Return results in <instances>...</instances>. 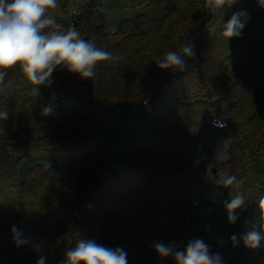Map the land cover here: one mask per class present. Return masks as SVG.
<instances>
[{
    "label": "trees",
    "instance_id": "1",
    "mask_svg": "<svg viewBox=\"0 0 264 264\" xmlns=\"http://www.w3.org/2000/svg\"><path fill=\"white\" fill-rule=\"evenodd\" d=\"M117 1L148 12L110 31L102 0H90L73 24L119 57L101 62L92 79L56 71L33 96L19 65L8 70L0 89V110L10 114L0 121V264H36L33 245L46 264H60L81 239L124 249L128 264H173L152 245H187L193 200L212 212L211 197L229 199L223 172L244 180L247 200L238 220L227 221V244L209 247L223 256L248 249L231 237L250 229L251 206L264 195V7L235 0L209 13L205 0ZM71 2L59 0L55 10L65 27L72 26L63 18ZM242 10L250 20L241 36L224 41L222 25ZM187 42L195 56L184 71L157 68L159 56ZM217 117L227 121L220 137L230 141L220 164L213 152L197 156ZM14 225L29 243L16 246ZM255 251L264 258V243Z\"/></svg>",
    "mask_w": 264,
    "mask_h": 264
},
{
    "label": "clouds",
    "instance_id": "2",
    "mask_svg": "<svg viewBox=\"0 0 264 264\" xmlns=\"http://www.w3.org/2000/svg\"><path fill=\"white\" fill-rule=\"evenodd\" d=\"M235 0H205L204 7L209 13L230 7ZM264 7V0H258ZM59 0H0V89L6 86L8 70L19 65V70L31 85V94L40 96V86H50L56 71H66L82 80L95 77L101 62L118 60L119 57L99 47L95 40L85 39L75 25L65 27L57 19L55 10ZM250 20V14L242 10L234 13L222 25L220 37L230 40L241 36ZM195 56L194 45L187 42L178 50H168L156 60L162 71L182 72L187 61ZM52 109H42L49 115ZM7 110H0V121L9 117ZM216 127L225 126L221 120H214ZM244 180L237 175H227L222 187L228 189L229 199L223 203L229 224L235 223L247 197L243 191ZM257 209L259 218L241 237L233 235L234 244L242 241L249 250H256L264 243V195L259 197ZM11 235L17 247L29 243L22 228L12 226ZM154 252L160 259H171L173 264H223L220 253H212L202 239L190 240L181 248L174 241L154 242ZM47 257L40 256L36 264H46ZM60 264H128L127 253L122 248H111L95 240H79L75 247L65 250Z\"/></svg>",
    "mask_w": 264,
    "mask_h": 264
},
{
    "label": "rangeland",
    "instance_id": "3",
    "mask_svg": "<svg viewBox=\"0 0 264 264\" xmlns=\"http://www.w3.org/2000/svg\"><path fill=\"white\" fill-rule=\"evenodd\" d=\"M90 0H72L71 5L68 7L67 12L63 15L66 21L71 18V13L74 10H80L89 3ZM101 9L106 16V20L109 25V30L116 29L119 22L123 20L133 19L141 14L147 13V9L143 6L135 8H121L117 0H102ZM156 12H152L151 16H156ZM234 65V58H230L225 62V69L228 75ZM192 135H197L196 130H193ZM221 131L219 129L210 128L209 131L201 138L199 150L197 156H203L206 153L213 152L216 156V162L218 164L226 162L228 160V149L230 147V141L225 137H220ZM228 173L223 172L219 176V184L222 185V180ZM215 175L211 172V178ZM214 207L211 213L207 212L203 202L198 207H193L191 212V224L186 230L185 243L187 244L193 239H202L209 246L223 247L226 243V224L227 214L224 210L223 197L216 195L211 197ZM258 202H253L251 206L250 225L259 218V212L257 209ZM219 209V213L215 209ZM31 249L36 253L38 257L42 255L41 248L38 245H33ZM223 264H264V258L258 255L255 250L246 249L242 253L235 254L227 250V253L223 256Z\"/></svg>",
    "mask_w": 264,
    "mask_h": 264
},
{
    "label": "built area",
    "instance_id": "4",
    "mask_svg": "<svg viewBox=\"0 0 264 264\" xmlns=\"http://www.w3.org/2000/svg\"><path fill=\"white\" fill-rule=\"evenodd\" d=\"M81 12H82L81 9L78 10V11H77V10L72 11V13H71V18H70V24H71V25H73V24L76 22V20H77L78 17L80 16ZM105 119H106V121H109L110 119H112V114H105ZM214 120H221V121L224 123L225 126H223V127H216V126H214V125H213V121H214ZM210 125H211V127L215 128V129H223V128H226V127L228 126V123H227L226 120L217 117V118H214V119L211 120ZM121 147H122V145L120 144V142H118V143L116 144V146L113 148V152H114V155H115L116 157H118V155H119V153H120V151H121ZM192 205L195 206V207H198V206L201 205V203H200V201H198V200H193ZM207 212L210 213L211 210H210V209H207Z\"/></svg>",
    "mask_w": 264,
    "mask_h": 264
},
{
    "label": "water",
    "instance_id": "5",
    "mask_svg": "<svg viewBox=\"0 0 264 264\" xmlns=\"http://www.w3.org/2000/svg\"><path fill=\"white\" fill-rule=\"evenodd\" d=\"M211 172H212V174H216L217 173V168H215V167H213L212 169H211Z\"/></svg>",
    "mask_w": 264,
    "mask_h": 264
}]
</instances>
